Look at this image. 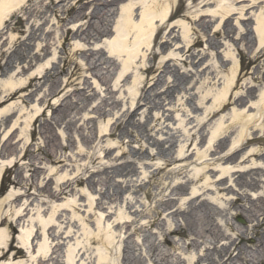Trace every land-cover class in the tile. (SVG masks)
<instances>
[{"label":"rangeland","instance_id":"1","mask_svg":"<svg viewBox=\"0 0 264 264\" xmlns=\"http://www.w3.org/2000/svg\"><path fill=\"white\" fill-rule=\"evenodd\" d=\"M89 1L33 0L27 6L31 14L16 10L0 31V101L18 90L13 100L0 106V205L9 193L29 192L11 206L4 203L1 212L13 221L18 211L30 205L25 226L29 220H40L61 228L64 239L72 237L62 241V264H131L123 260L127 243L130 262L137 257L136 264H194L213 241L192 235L185 216L170 215L178 208H189L193 199L197 200L188 211L198 213L197 207L211 213L212 228L221 235L219 248L241 234L251 238V228L264 213V57L256 60L261 51L257 29L264 25V0H120L99 7L107 12L111 30L107 37L85 39L79 34L66 40V30L74 32L82 25L88 29L84 24L91 23L101 26L97 18L84 19L93 9ZM156 3L162 9L170 6L173 22L168 26L176 27L178 39L163 54L156 47L158 56L153 59L146 46H135L137 33L131 26L148 17V7ZM117 31L123 32L126 52L136 56L124 53L111 58L107 46ZM167 33L161 32L157 44ZM94 51H99L95 68L88 60ZM99 57L103 60L97 61ZM167 62L169 73L160 74L158 68ZM151 66L153 73L145 71ZM126 68L129 78L123 81ZM44 76L45 83L27 99L23 87L31 78ZM154 84L158 85L151 91ZM57 87L62 90L55 95ZM168 87L170 92L164 93ZM225 93L224 104L239 97L243 103L229 106L201 130L199 125L218 108L217 99ZM105 99L108 106L96 112ZM138 99L144 102L139 103L134 121L129 119L125 131L109 136L122 114L127 113L122 120H128ZM55 109L74 118L71 130L66 123L53 121ZM138 123L146 129L136 127ZM215 134L228 137L224 149L217 148ZM7 140L13 152L2 156ZM165 140L174 142L171 153L166 151L168 145L161 149L156 144ZM105 168L113 174L107 188H102L99 180L105 177ZM158 168L165 170L152 177ZM98 171L94 183L73 185L67 195H57L63 182ZM222 179H226L223 186L219 185ZM184 185L185 190L175 191ZM238 198L242 202L232 204ZM168 200L172 203L162 207ZM203 211L199 215L204 216ZM158 212L162 215L157 225L137 231L157 219ZM248 212L253 213L250 219ZM124 223L130 227H123ZM179 228L185 233L174 232ZM51 233H45V240L53 249ZM191 240L199 244L188 248ZM251 251L244 246L241 259L258 264L264 256L253 258ZM18 254L23 257V252ZM241 259L237 264H242Z\"/></svg>","mask_w":264,"mask_h":264},{"label":"bare ground","instance_id":"2","mask_svg":"<svg viewBox=\"0 0 264 264\" xmlns=\"http://www.w3.org/2000/svg\"><path fill=\"white\" fill-rule=\"evenodd\" d=\"M33 0H0V31L4 30V26H6L7 24H9V22L11 21L12 17L15 14V11L18 9H25L26 13L31 14L33 12V10H31V7H27L29 5V3H31ZM84 0H79V2H82ZM120 0H111L109 2H105V3H101V0H90L89 3L87 4L88 6H92V12L86 16L84 19H89V17L91 19H93V21L97 18V22L101 25L99 27H95L91 24L87 25L84 24V26L86 25L88 27V29L83 28V25L78 27L74 32L72 30H66L65 34L66 37L65 39L67 40L68 37H70L71 35L73 36H78L80 35H84L85 39H93L94 37H107L109 35V33L111 32L110 30V26H109V22L107 21V17H105V14L107 12H105V9L107 6H113L116 5ZM100 6H103L104 8H99ZM86 7V5H85ZM135 5L132 6V12L134 9ZM169 8L170 6L167 5L164 7V9H162V7L156 3V5H154L153 7L149 6L148 7V14H150L148 17H145L141 23H133L132 22V29H136V35H137V41L135 42V46L137 48H140L142 46H146V48H148L150 55L152 56L153 59H155L158 55L155 53V48L159 47V49L161 50L162 54L165 53L167 50L171 49L173 46V43L178 39H176V35H175V26H168L169 24H171L173 22V14L169 12ZM139 8H137L138 10ZM111 10H109L110 12ZM101 14V17H99ZM102 20V21H101ZM202 20V19H200ZM159 24V28H156V25ZM260 27H258L257 32H258V37H259V44H258V49L261 48V51L259 52V55H257L256 60L259 61L261 58L264 57V25L260 24ZM167 30L168 33L165 36L164 40L162 41V43L157 44V39L158 36L161 34V32ZM133 31V30H132ZM123 32H118L117 31V36L114 39L113 43H109L110 46L108 47V53L110 54L111 58H115V57H119L122 54H126L129 58H132L133 55L136 56V54L133 53H128L125 50V45H124V36H122ZM129 34V31H128ZM248 34V33H247ZM246 37V35L242 36L241 40H244ZM193 46L187 47V53L190 52V50H192ZM260 50V49H259ZM93 51V50H92ZM81 54H84V52L87 55L88 52L90 51H80ZM92 57L91 59H88L91 63V65H93L95 68V65L97 62H95V56L98 55L99 51H94L91 52ZM94 54V55H93ZM40 57V56H39ZM38 58V56H37ZM89 58V57H88ZM99 60H103L101 57L98 58L97 61ZM170 62V61H169ZM169 62L165 63L164 66H161L160 68H158V71L160 69L161 73L160 74H165V73H169L168 70H170V66H169ZM109 63V61H108ZM32 64V60H30L28 62V66L30 67V65ZM105 64V63H104ZM128 68H126L123 72V75L121 78H123V81H125L126 79L129 78V74H128ZM145 71L153 73L154 71V67H149L147 69H145ZM237 73V66H235V69L232 73V79H231V85L235 84V76ZM48 74V70L46 71V75ZM160 80V79H159ZM46 79L45 76L42 78H37V77H33L30 79L29 83L27 84L26 87H23V90L28 94L27 99H30L34 96V89L36 88V91L39 90L42 85L45 83ZM106 83V82H105ZM70 83L67 84V86H69ZM158 84H154L151 88V91H154V88L157 86ZM229 88H231V86H229ZM60 87H57L55 89V92H53L55 95L61 93ZM145 90V86H143V89ZM170 87H168L166 89V91L164 93H168L170 92ZM108 91V89H107ZM77 92V90H76ZM83 93H85V91H81ZM52 93V94H53ZM227 93V92H226ZM225 93V95L222 98L217 99L218 101V108L214 111L209 112V114L207 115L206 119L204 120V122H202L199 126L201 128V130H203L205 128V126L207 124H209L213 119H215L217 116H219L220 114L224 113L229 106H238L239 104L243 103V98L239 97L237 99H235L233 102H227L224 104V101L227 98V94ZM18 95V90L17 91H12L7 93V95H5L3 97V99L0 101V106L7 103L10 100H13L16 96ZM137 105L135 107V109L132 111L131 115L129 116L128 120L126 122H124V120H122V118L127 117V113L122 114L114 123L113 125V130L109 133V136H116L117 132H119L120 130L123 132L126 130L127 127V123L129 121V119H132L134 121V118L137 116L139 109L141 108L140 106V102H144L141 101V99L137 100ZM109 104V100L105 99L103 100L99 106H97L96 112L98 111H102V108L105 106H108ZM134 104V102H133ZM147 105V104H146ZM61 106V105H60ZM58 109L54 110V118L53 121H55L56 123L58 122H64L66 123L67 129L71 130V128L75 125V121L74 118H71L69 115L66 114H61V112ZM44 115V113H41L38 117L41 118ZM2 114L0 113V120H1ZM39 118L34 120V123H36ZM251 122V121H250ZM249 122V123H250ZM141 123H138L136 127H138ZM49 126V124H47ZM51 125V124H50ZM144 127L146 129L145 126L140 125L139 128ZM245 127V126H244ZM217 133V132H216ZM47 134V133H45ZM150 136V139H152V136ZM194 136V135H193ZM203 139V138H202ZM217 140V148L218 149H224L226 142H228V137H220V134H215L213 137V141ZM255 139H251L248 140L245 145L241 146V150L245 149L248 145H250V143L255 142ZM157 145H159L161 147V149H164V147L166 145H168L166 151L167 153H171L172 149L174 147V142H172L171 140H165V141H158L156 143ZM28 147H26L25 152H24V157L27 156L28 154ZM13 152V145L11 144V142L9 140H7L4 144L3 147L1 149V155L2 156H8L10 154H12ZM239 151L234 152V154L232 156H230L229 158H227V160H231L233 157H235L236 154H238ZM171 155V154H169ZM57 163L62 164L64 163L63 161H58ZM16 166V163L13 164V167ZM168 163L165 165V167H168ZM165 169L164 168H158L155 173L152 175V177L157 176L158 174H160L161 172H163ZM1 173L2 170H0V179H1ZM100 171L96 172V173H92L89 174V177L87 178H77L74 181L68 180L63 182L59 187H58V191H57V195L58 196H65L69 193V189L73 186V185H82L84 183H94L95 182V174H99ZM104 174V178L101 180H99V184L101 185L102 188H107V184H109L111 182V175L113 174V172H109L108 168H105L103 171ZM236 173L231 174L228 178H233L235 176ZM241 177V176H240ZM226 179H222L219 183V185L223 186L225 183ZM22 182H18L17 184L21 185ZM187 187V185L184 186H177L175 187V191H182L185 190ZM25 193L24 194H11L9 193L6 196V199L4 200V202L0 205V264H49L51 262H53L54 264H62L61 263V259H62V254H63V245L64 243H62L63 240H67V239H72V237H68V238H63L64 236V232H62V229L57 227L56 225H52L50 223H46L43 221H36L35 220H29L27 222V225L25 226V222L24 219L29 215L30 211L28 210L30 205H25V208L22 211H18V213L15 214V218L13 221L12 218L10 216H8V214H4V212H1V207L2 205H7L11 206L13 205V203L20 201L23 197H25L29 192L27 189H25ZM225 190V189H224ZM226 191V190H225ZM11 194V195H10ZM34 195V194H32ZM106 194L104 193L103 196L101 197V199H104V196ZM101 200V201H102ZM197 199H193L192 201H190L189 204V208L187 207L186 209L183 208H178L177 210H175V212L171 213L170 215H181V216H185L186 219L191 223V230L193 231L192 235H195L199 238H202L203 236H208V238H211V240L213 241L212 246L207 248L205 250V256L201 259H198L194 264H201L202 261L207 262L208 264H237V261H239V259L242 258V252H243V247H247L249 246V248L252 250L250 252L251 257L255 258V256L258 255V257L260 256H264V213L261 215V221H258L256 225H254L251 228V238L245 237L244 234H241L240 236H238L237 240H233L227 244H224L222 247H218L217 246V242L220 238V234L218 233V231H216L214 228H212L211 222H212V216L211 213H207L205 211H203L201 208H195L197 209L195 213V211L191 210L188 211L192 205L195 204ZM240 202H242L241 198H238L236 200H234L232 202V204L237 205ZM28 203V202H27ZM172 203V200H168L165 202H162V207H167L169 206V204ZM203 211V215L201 216L199 214H201V212ZM136 213L140 214L138 211H136ZM162 214L160 212L157 213V219L153 220L151 223H149L148 226H142L139 230L137 231H143L145 229H148L150 227H153L155 225H157L158 223V219ZM253 213L248 212L247 217L250 219V217H252ZM246 217V218H247ZM184 219V218H182ZM7 220V224L4 226V221ZM13 222V223H12ZM19 232H17L18 228ZM31 227V228H30ZM123 227L125 228H129L130 224L129 223H124ZM27 228V229H26ZM36 230V231H35ZM12 231H15V233H12ZM34 231L36 234H34ZM17 232V233H16ZM51 233V237L52 235H55L53 241L56 243L55 246L52 249V244H48V241L45 240V233ZM175 233H180V234H184L185 230L183 228H179L178 230L174 231ZM15 234V239L12 238V236ZM38 234L41 235V238L39 237L38 239V243L35 245V238L38 236ZM49 235V238H51ZM185 237H191V236H185ZM167 239H165L164 243H167ZM16 243L17 247L20 248L23 252V257H21L20 254H18L17 252H9L8 250L12 247L13 243ZM197 244H199L198 240H191L190 244L188 245V248H192L194 246H196ZM128 245V243H127ZM127 245L125 246V250H123L122 253H126L124 255V259L123 260H127L129 263L131 264H136L137 263V257L136 258H132L131 262H130V256H129V251H128V247ZM7 250V252H6ZM164 254H158L156 255V257H160L161 260H165L166 257ZM217 256V257H215ZM241 263L242 264H253L252 261H246L244 259H241ZM173 264V262H171ZM258 264H264V257L259 259Z\"/></svg>","mask_w":264,"mask_h":264}]
</instances>
